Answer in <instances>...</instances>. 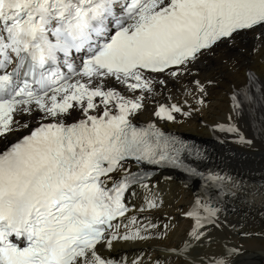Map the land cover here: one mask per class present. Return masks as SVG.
<instances>
[{"label":"snow or ice","instance_id":"1","mask_svg":"<svg viewBox=\"0 0 264 264\" xmlns=\"http://www.w3.org/2000/svg\"><path fill=\"white\" fill-rule=\"evenodd\" d=\"M226 49L236 53L225 61L233 74L242 57L264 58V0H0V264H126L106 253L167 236L146 215L161 206L148 166L224 191L231 176H205L184 163V141L133 121L159 89ZM243 73L217 128L250 145L236 120L255 109L264 135V75ZM190 83L183 102L154 110L157 120L204 110L216 82ZM262 194L264 184L251 193ZM183 215L193 221L184 240L164 249L176 264H234L238 248L199 251L220 227L211 199L197 197Z\"/></svg>","mask_w":264,"mask_h":264},{"label":"bare ground","instance_id":"2","mask_svg":"<svg viewBox=\"0 0 264 264\" xmlns=\"http://www.w3.org/2000/svg\"><path fill=\"white\" fill-rule=\"evenodd\" d=\"M245 44L249 49L253 46L251 35L245 37ZM235 54L234 49L218 51L213 57L206 58L193 67L191 76L178 84L167 83L166 88L159 89L156 98L150 100L148 107L134 120L140 123L155 122L162 129L196 141L205 152L203 162L194 160L200 165L197 167L200 173L207 176L209 173L219 172L232 179L224 184V191H218L209 188L208 183L199 177L187 180L178 175L162 174L154 178L151 183L159 190L161 206L150 210L146 215L148 220L161 226V231H166L167 236L145 242L121 241L106 253L115 260L123 259L126 264H132L133 261L154 264L160 258V264H176L164 249L181 244L193 223L183 213L190 210L197 197H203L211 199L218 207L220 227L211 229V241L214 242L206 244L199 251L211 255L222 251L225 244L234 247L240 245L244 247L245 254L240 253L236 257L239 261L234 264H264V194L251 195L259 185L264 184V135L261 134V125L256 119L257 113L255 109H249L250 115L236 120L241 134L252 141L250 145L239 142L235 135L225 134L217 128L231 114L233 89L245 83L243 68H254L264 75V69L261 68L264 58L257 53L242 57L241 71L233 74L228 71L232 62L225 64V61L229 55ZM193 78L202 83L208 80L216 82L208 86L207 106L204 110L191 117L178 115L175 122L157 120L153 115L154 110L160 104L183 102L186 99L185 89L194 87L190 83ZM188 99L191 103L190 97ZM9 139L14 142L15 137ZM254 139H259L260 143H256ZM5 146L6 141L0 140V150ZM226 192L234 195H227ZM244 196H247L246 201L242 198ZM130 203L142 206V201L137 198ZM140 219L147 222L144 217ZM165 225L168 227L164 228Z\"/></svg>","mask_w":264,"mask_h":264},{"label":"rangeland","instance_id":"3","mask_svg":"<svg viewBox=\"0 0 264 264\" xmlns=\"http://www.w3.org/2000/svg\"><path fill=\"white\" fill-rule=\"evenodd\" d=\"M254 141H255L256 143H257V142L260 143V142H259V141H260L259 139H258V140H257V139H254ZM261 141H262V140H261ZM204 156H205V155L203 154V157H204ZM202 159H203V158H202ZM203 160H205V157H204ZM228 245H229V244H228ZM229 246H230V245H229ZM230 247H234V245H232V246H230ZM235 248L240 249V251H241L240 253H242V255L245 254V253H244V250H245L244 247L242 248L240 245H238V246H235ZM254 250H255V249H254ZM242 255H241V256H242ZM236 257H238V256L233 257L234 263L237 262V261H239ZM242 264H244V263H242ZM253 264H255V263H253ZM261 264H263V263H261Z\"/></svg>","mask_w":264,"mask_h":264}]
</instances>
